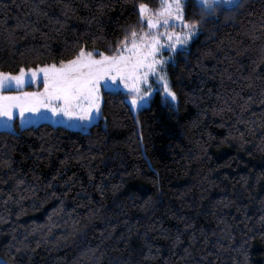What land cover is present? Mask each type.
Masks as SVG:
<instances>
[{
    "label": "trees",
    "instance_id": "obj_1",
    "mask_svg": "<svg viewBox=\"0 0 264 264\" xmlns=\"http://www.w3.org/2000/svg\"><path fill=\"white\" fill-rule=\"evenodd\" d=\"M140 3L160 7L0 0V73L110 55L140 32ZM183 17L197 23L167 67L175 103L155 92L133 111L112 89L84 131L0 130L6 264H264V0L203 17L186 0Z\"/></svg>",
    "mask_w": 264,
    "mask_h": 264
},
{
    "label": "snow or ice",
    "instance_id": "obj_2",
    "mask_svg": "<svg viewBox=\"0 0 264 264\" xmlns=\"http://www.w3.org/2000/svg\"><path fill=\"white\" fill-rule=\"evenodd\" d=\"M232 0H198L197 7L201 10L202 17L210 15L218 5L231 4ZM141 22V30L135 28L125 33L124 41L118 43L115 51L110 55L103 52L86 51L81 48L78 54L67 62H61L60 66L46 65L32 73L33 82L36 81L37 71L43 73V90L39 92H20L15 94H3L0 92V117L12 119L13 109L19 110V115L26 112H37L40 108L50 110L54 115L62 113L66 117H78L80 120H89L93 110H100V89L108 80L116 81L129 90V99L133 110L138 109L144 98L152 91L149 84V76L158 75V80L163 85L166 97L176 100V94L171 90L166 74L160 72L158 65L163 64V57L157 58L160 52L161 38L166 37L175 42L168 44L169 49H176L177 44H184L195 31L197 23L184 22L181 0H160V7L155 12L149 10L148 5H138ZM146 13L147 28L143 27ZM180 20L185 29L184 33L168 32V27H174L170 18ZM164 27L165 32L159 28ZM129 36L131 41L129 43ZM123 44V47L120 46ZM25 70L21 68L16 75L0 73V90L9 91L13 86L19 89L24 86ZM141 84L148 85L144 91Z\"/></svg>",
    "mask_w": 264,
    "mask_h": 264
},
{
    "label": "rangeland",
    "instance_id": "obj_3",
    "mask_svg": "<svg viewBox=\"0 0 264 264\" xmlns=\"http://www.w3.org/2000/svg\"><path fill=\"white\" fill-rule=\"evenodd\" d=\"M185 1L186 0H181L182 11H183V6H184ZM195 1L198 2V0H195ZM235 1L236 0H232L231 4H224V5H232L233 3H235ZM147 18H148V14L146 13L145 18H144L146 23H147ZM170 19L172 20L174 27H168L167 28L168 32L184 33L187 31V30H181L180 29V28H182L180 26V23H181L180 20H176L174 17H172ZM159 31L165 32V28L160 27ZM194 36H195V32L192 33L191 37L187 40L186 43L177 44L176 49H169L168 48L169 43L175 42V39H176L175 36H173L172 41H168L166 37L161 38V43L163 46L161 47L160 52L157 53V58L163 57L164 59H163V64L158 65L157 67L160 69V72L166 74V78H167L168 83H169V78H168V74H167V67L172 60L173 54L177 50L185 49L188 46V44L191 42V40L194 38ZM97 58H98V55H97ZM56 66H60V64L56 65ZM42 67H44V66L36 67V68L31 69V70L35 71L38 68H42ZM18 73H16V74H18ZM16 74H12V75H16ZM25 77H26V80H25L24 86L22 88L17 89V88H15V86H13L9 91L0 90V92L7 95V94H15L17 91H20V92H39V91L43 90L44 85H43V73L42 72L37 71V76H36L35 82H33L32 73L29 71V69L25 70ZM101 84H104L105 86L100 89V93H99L100 102H101V98H102V91H108V90H112V89L117 90L118 89V90H123V91L125 90L129 93V90L126 89L124 87V85L119 82V79H117L115 82L108 80L106 84L104 81H101ZM149 84H151V86H152V91L149 92L148 96L144 98V103L139 108L146 106L149 102V99L153 96V94L155 92H159L161 94V96L164 98L166 97V94L163 92V85L158 80V75H156V76L150 75L149 76ZM141 87L144 91H147V89H148V85L141 84ZM166 99L169 100L170 102H173V103H175V101H176V100L172 101L171 97H167ZM127 101L131 106V101L129 99V95H128ZM100 107H101V104H100ZM131 109H132V107H131ZM136 110H133V111H136ZM99 116H100V110H99V112H97L96 110H93L91 118L89 120H83L82 121L78 117H75V116L70 118V117L64 116L62 113H56L54 115L50 110L40 108L39 111H37V112H26L24 114V116L21 117L19 115V110L13 109V116H12L11 120H8V118H6V117H0V130L8 131V132H14L17 129H21V128L29 126V125H34V124H38L41 122H47V123L62 125V126H65L69 129H72V130L84 131L91 124L97 122L99 119ZM0 262L2 264H6L1 259H0Z\"/></svg>",
    "mask_w": 264,
    "mask_h": 264
}]
</instances>
